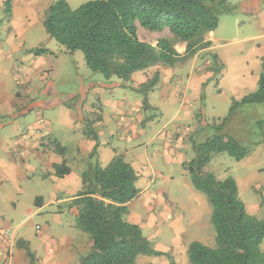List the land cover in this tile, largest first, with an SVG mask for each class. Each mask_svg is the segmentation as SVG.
<instances>
[{"label": "crops", "instance_id": "crops-1", "mask_svg": "<svg viewBox=\"0 0 264 264\" xmlns=\"http://www.w3.org/2000/svg\"><path fill=\"white\" fill-rule=\"evenodd\" d=\"M6 1L0 0V15L5 19L0 26V233L17 228V235L11 239L0 234V264H32L19 240L29 245L38 264H78L87 256L93 241L76 226L79 210L71 203L83 189L85 171L96 163L107 166L116 154H123L138 175L140 195L127 205L126 219L142 228L156 250L170 254L140 255L136 264H190L191 242L214 247L208 236L210 232L213 239L212 206L207 197L189 183L183 191L188 202L181 205L174 188L182 187V179L190 176L183 163L195 156L192 141L205 140L207 125L221 118L214 116L217 99L222 96L231 106L234 99L258 88L264 61V0H227L228 10L220 16L218 27L206 36L210 46L199 50L192 60L177 61L172 66L157 64L135 72L128 82L115 77L107 80L88 69L84 72L80 51L69 53L50 37L44 20L56 0H11L8 17ZM67 1L72 7V2L80 6L88 0ZM224 21L228 35L219 33ZM137 26L139 34V23ZM165 30V36L158 35ZM162 31H151L142 40L156 45L165 37L184 55L187 43L176 40L168 27ZM38 47L52 53L35 55L31 50ZM213 54L221 65L217 76L210 70ZM202 55L208 57L205 64L199 61ZM9 62L14 66L9 67ZM76 67L82 70L78 89L58 88V82L62 85L71 81ZM156 73L159 78L149 93L150 108L144 109V96L137 89ZM11 75L14 85L6 87L4 80ZM221 81L227 89L220 86ZM96 111L102 117L93 120ZM116 125L123 131L118 133ZM88 126L96 132L97 140ZM56 142L64 152L56 150ZM223 153L215 154L206 166V171L218 179ZM258 153L264 154V146L255 148L249 156ZM64 161L69 172L60 177L55 166ZM225 170V176L232 173L239 194L241 181L246 187L254 186L247 167L236 175L232 169ZM37 182L43 186L42 191L33 189ZM245 205L250 214L264 217L262 203ZM37 215L46 219L47 234L32 238L28 229L20 232L23 224ZM186 218L197 221L200 230L181 242L180 237L189 234ZM158 219L173 224L176 237L169 250L153 233Z\"/></svg>", "mask_w": 264, "mask_h": 264}, {"label": "trees", "instance_id": "trees-1", "mask_svg": "<svg viewBox=\"0 0 264 264\" xmlns=\"http://www.w3.org/2000/svg\"><path fill=\"white\" fill-rule=\"evenodd\" d=\"M5 5L8 17L11 0ZM228 7L227 0H88L74 9L67 0H56L47 9L44 27L67 52L81 50L92 72L107 80L117 77L128 82L135 72L157 64L172 66L210 46L206 36L218 27ZM137 23L150 31L168 27L176 40L187 43L185 54L180 55L167 38L159 39L156 45L142 40ZM31 51L35 55L52 52L45 47ZM158 78L156 73L137 89L144 96V109L150 108L149 93ZM259 78L256 91L234 99L227 116L207 125L205 140L192 141L195 156L183 163L194 188L212 206L211 222L216 230L214 247L200 241L190 243V264H264V217L248 212L233 177L221 180L206 171L215 154L224 152L240 161L257 144L246 145L229 131V125L239 114H248L250 106L264 105V61ZM256 123L261 128L257 142L262 143L264 120ZM88 130L97 140L96 132ZM55 144L58 152H64L60 143ZM55 168L60 177L69 172L65 161ZM137 180V172L123 154H116L105 167L96 163L85 171L83 189L71 204L79 210L76 226L90 235L93 249L78 264H136L140 255H169L156 250L141 227L126 219L127 205L140 195ZM18 245L27 250L32 264H38L27 243L19 240Z\"/></svg>", "mask_w": 264, "mask_h": 264}, {"label": "rangeland", "instance_id": "rangeland-1", "mask_svg": "<svg viewBox=\"0 0 264 264\" xmlns=\"http://www.w3.org/2000/svg\"><path fill=\"white\" fill-rule=\"evenodd\" d=\"M77 4L78 3L72 2V8H74V9L78 8L79 5H77ZM5 9H6V5H5ZM0 18H1L0 19L1 20L0 26H1L4 23L5 19L3 18V16L1 17V15H0ZM139 27H140L139 28V35L141 36V37L140 36L139 37L141 39L142 38H148L147 36L151 35L152 32L150 30H147L142 26H139ZM226 28H227V22L224 21V24L222 22V26L219 30V33L221 35H223V34L228 35L229 33H228V31L225 30ZM167 33H168V31L165 30V31L160 32V34H158V35L159 36H165ZM222 48H223V46L221 47V49ZM79 51H80L79 53L81 55V61H80L81 65H84L83 67H86V68H83V69L81 68V69L84 72H85L84 69H88L91 71V69L88 67V65L86 63L83 52L81 50H79ZM194 56H192L188 59H191ZM198 58H199V61L204 62V64L208 60L207 59L208 57L206 58V55H202ZM63 59H65V58H63ZM70 61L72 62L71 59H70ZM211 63H212L211 67H213L214 69L211 68L210 70L214 73L215 76H217L221 70L220 69L221 65L217 61V55H215V54L211 55ZM70 65H71V63L69 62L68 66H70ZM8 66L13 67L14 64L9 62ZM65 68H67V66ZM82 70H79L76 67L74 73L72 74L71 78L69 79L71 81L68 82L67 84L62 83V85H60V83L58 82L57 87L58 88L60 87L62 89H64V88H66V89H70V88L78 89V80H77V79H79L78 74ZM92 73H94V72H92ZM98 74H100V73H98ZM100 75H102V74H100ZM115 78H117V77H115ZM4 82H5L4 84H7L6 87H11V86L13 87L14 82H13L12 75L9 78L5 79ZM215 83L216 82H214V84ZM220 86L224 87L225 89H227V87H228L223 81H221ZM227 93L231 94L230 90H227ZM130 103H132L131 98H130ZM69 104H70V102L68 103V105ZM209 104L211 106L210 101H209ZM213 105H215V106L218 105V109H216L214 116L220 115V117L223 118V117L228 115L229 110H230V107H229L230 105L227 104L226 100H222V96L219 99H217L216 103H214ZM253 107H254V110H253ZM258 107H260V108H258ZM259 109H261V110H259ZM249 110H250V112H249ZM247 112H248V114L247 113L246 114L245 113L239 114L237 116V118L233 122L230 123L229 131L231 133L235 134L236 136H238L246 145L251 146V144H254V142H256L257 144L254 145V148H253V150H254L255 148H257L259 146H264V141L262 143L257 142V140H259V138H257V135H261V128L256 123V121L258 119L264 120V105L255 104L253 106H250L249 109H247ZM94 114L96 116L94 117L93 120H96L99 117H102L100 111H96V113H94ZM211 116L208 115L207 118L209 120H213V118ZM91 128L92 127L88 126V129H91ZM36 130L39 131L40 128H37ZM116 131L118 133L122 132L123 127L118 128L116 125ZM250 132H251V135H250ZM151 148H153V146ZM261 154L262 153H258V156H256V155L249 156L248 155L247 159H245L242 162H239L238 160L229 156L226 153H223L221 155L222 157L224 156V158H225V160L223 161L224 164L221 165V167L218 169L221 180L228 178V177H233L232 173H229V175H226V176L223 175L222 172H224V173L227 172V170L224 171L225 168L232 169V172L234 173V175H236V174L240 173L242 170H244V167H247V170H248L247 176L249 177V179L251 181H254L253 182L254 186L246 187L242 184V181H241L240 197L245 202V204H248V205H252L253 203H259V202L262 203V201L264 200V154H262V155ZM185 179L187 180V183H186V180L182 179V181L180 182V185L182 187L178 186V187L174 188L175 198L178 200V202L181 205H185L188 202V197H186L185 193L183 194L184 187L186 188L187 184L192 183L190 176H188V178L185 177ZM189 185L193 186V184H189ZM42 187L43 186L37 182V184L33 187V189L34 190H40L41 189L40 191H42ZM208 205H210V202ZM186 206H188V205H186ZM186 219H188V220H185V223H186L185 227L187 228V231L189 234L184 235L183 236L184 238L180 237L181 242L185 239L187 240L189 238V236H190V238H192V236L194 235V231L200 230V227H199L197 221H192V220H190L191 218H186ZM174 220H172V223L174 222ZM17 224H19V223H16L15 226ZM187 224H188V226H186ZM47 225H48V223H47L46 219L41 217V215H37V216H34L33 218H31L30 220L26 221L23 224V228H20V232H22L25 229H28L31 237L35 238L36 236H41L42 234H47V231H46ZM172 225H171V223L169 224L166 221H164L163 219H158V221L156 222V227L155 228L152 227L153 233L159 237L158 242L162 245L163 248H165L167 250H169L170 246L172 245V240L176 237V233L173 230ZM210 227H211V231L213 232V239H212L210 232H208V236L211 238V240H213L214 245H212V246H215L216 230H215L211 220H210ZM150 230L151 229L147 228V231H150ZM153 247H154V245H153ZM262 250L264 251V247ZM164 256L170 257V254L168 256L167 255H164Z\"/></svg>", "mask_w": 264, "mask_h": 264}, {"label": "built area", "instance_id": "built-area-1", "mask_svg": "<svg viewBox=\"0 0 264 264\" xmlns=\"http://www.w3.org/2000/svg\"><path fill=\"white\" fill-rule=\"evenodd\" d=\"M39 228V227H38ZM1 235H8L11 239H15L17 235V228L13 230H6L0 233Z\"/></svg>", "mask_w": 264, "mask_h": 264}]
</instances>
